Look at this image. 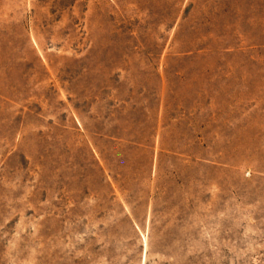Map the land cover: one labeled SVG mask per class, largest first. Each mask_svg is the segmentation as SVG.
<instances>
[{
    "label": "rangeland",
    "instance_id": "rangeland-1",
    "mask_svg": "<svg viewBox=\"0 0 264 264\" xmlns=\"http://www.w3.org/2000/svg\"><path fill=\"white\" fill-rule=\"evenodd\" d=\"M0 264H264V0H0Z\"/></svg>",
    "mask_w": 264,
    "mask_h": 264
}]
</instances>
